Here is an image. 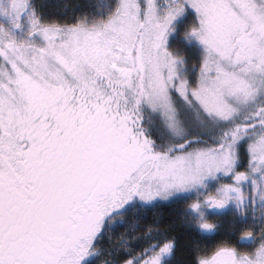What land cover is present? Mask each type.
I'll return each instance as SVG.
<instances>
[{
    "label": "rangeland",
    "instance_id": "374dc122",
    "mask_svg": "<svg viewBox=\"0 0 264 264\" xmlns=\"http://www.w3.org/2000/svg\"><path fill=\"white\" fill-rule=\"evenodd\" d=\"M71 85L74 93L113 98L121 88L131 105L138 96L175 136H193L195 127L214 135L211 128L264 108V0H120L111 18L90 28L45 25L31 0H0V223L16 219L19 233L31 234L28 219L64 217V226L34 245L0 232L5 264H87L99 255L93 247L98 232L115 229L111 215L120 208L131 212L184 198L193 200L189 212L201 234L224 236L236 227L241 236L238 248L221 249L201 264H264V130L247 135L236 129L219 149L130 155L128 164L119 151L99 150L107 165L87 162L82 169L23 135L43 137L47 116L70 145L77 131L88 132L71 127L64 107ZM241 148L248 156L244 172L237 171ZM53 156L57 163L48 162ZM7 194L9 202L1 201ZM19 202L30 206L25 214ZM122 229L120 239L143 231L135 224ZM72 231L77 234L68 243ZM140 241L126 248L124 264L171 261L173 243Z\"/></svg>",
    "mask_w": 264,
    "mask_h": 264
},
{
    "label": "trees",
    "instance_id": "16d2710c",
    "mask_svg": "<svg viewBox=\"0 0 264 264\" xmlns=\"http://www.w3.org/2000/svg\"><path fill=\"white\" fill-rule=\"evenodd\" d=\"M120 0H31V7L37 13L39 20L45 25H55L73 28L95 27L96 23L107 21L111 14L119 10ZM67 77V76H66ZM70 87L67 103L64 107L73 121L72 126H83L88 132L85 135L78 133V140L70 141L68 136L63 138V130L44 117L43 137L29 136V132H23L27 140L34 141V145H49L53 151H58L59 160H77L79 167L87 166L89 163L103 165L102 157L96 155L97 151L109 152L111 149L119 151L124 164L130 155H141L142 157H157L161 155L175 156L195 149L213 148L219 149L228 143L231 133H247L264 130V108L248 117L236 119L225 127L211 128V132L205 133L193 129V136L178 137L165 129L161 120L155 119L145 104L137 96L136 104L131 105L132 98L120 95L123 90H118L117 97L103 96L86 91L73 92ZM73 92V93H72ZM76 95L77 98H73ZM36 113L34 110H32ZM37 115V114H35ZM31 120V119H30ZM39 118L31 122L37 123ZM120 124L114 129L115 139L106 137V132L114 124ZM53 124L55 126H53ZM108 139L101 142L100 139ZM82 141L83 151L88 153L89 158H84L82 152H78L74 146ZM120 142V144H119ZM68 144V145H67ZM120 145L123 149H120ZM239 149L240 165L237 171L244 172L248 163L247 153L244 148ZM91 151V152H90ZM44 152V151H43ZM46 152V150H45ZM34 155L33 153H31ZM47 154H51L49 151ZM53 155V154H52ZM51 155V156H52ZM50 156V157H51ZM65 156V157H64ZM49 158V161L53 160ZM57 163V162H56ZM55 163V164H56ZM82 163H85L81 165ZM59 164V163H58ZM51 166V165H50ZM89 166V165H88ZM57 167V166H56ZM59 170V169H57ZM81 170V169H80ZM66 173V171H65ZM191 199L174 200L168 203H156L149 206H137L131 212L114 213L111 220L116 223L115 229L98 232L94 240V250L99 253L98 257L87 264H124L129 256L126 248L134 250L141 245L140 239H159L162 242L174 244V254L167 264H201L203 259L209 258L221 249H236L241 244V236L236 227L232 234L203 235L200 233L197 223L192 219L189 206ZM130 207V206H129ZM135 224L143 231L131 232L129 237L118 234L124 232L123 227ZM83 227V226H82ZM246 228V226L244 227ZM247 230V229H246ZM249 234L250 231H247ZM136 241V244L127 247L126 241ZM131 237V238H130ZM244 237V236H243ZM242 237V238H243ZM50 240V239H49ZM125 241V242H124ZM242 245V244H241ZM129 251V252H130Z\"/></svg>",
    "mask_w": 264,
    "mask_h": 264
},
{
    "label": "flooded vegetation",
    "instance_id": "af4514ba",
    "mask_svg": "<svg viewBox=\"0 0 264 264\" xmlns=\"http://www.w3.org/2000/svg\"><path fill=\"white\" fill-rule=\"evenodd\" d=\"M1 189L3 188V187H0ZM1 193H4V192H0V194ZM10 196H9V194H7L5 197H3L2 199H1V201H5L6 203L7 202H9V200H10ZM44 201H42V203H43ZM19 206H20V211L21 212H23V214H25V212L26 211H28L29 209H30V206H26V208H25V205L23 206L22 204L23 203H21V202H19ZM26 204V203H25ZM41 204V203H40ZM39 204V205H40ZM73 204V203H72ZM39 205H37L36 207L34 206L33 207V211H37V207L39 206ZM66 206H70V205H65L64 206V208H66ZM25 208V209H24ZM63 208V209H64ZM122 209H123V207L122 208H120V210L122 211ZM86 215H84L85 217V219L88 221L89 219H88V212H86L85 213ZM113 215V214H112ZM112 215H111V217H112ZM109 216V215H108ZM62 218H64V217H61V216H59V217H57L56 219H54V218H50L48 221H46V219H42L41 217H38V221L37 222H35L33 219H28V222H27V226H28V228L29 227H32L33 226V228L31 229V231H32V233L30 234L29 232H25V233H23V234H21V233H19V230H20V228H21V224H19L18 222H17V220L16 219H10V218H8V219H6L5 220V225L3 224V223H0V232H6V233H4V234H6V236L7 237H10V238H12V239H15L16 237H17V240H18V243H20V242H23L24 240L26 241V240H28L29 242H31V244H33L34 245V243L36 242H38V243H42L41 242V240L43 239V234L45 233L46 235H51L53 232H55L53 229H54V226H64V223L63 222H60L59 220H61ZM3 218H1V215H0V220H2ZM111 221V220H110ZM84 222H85V220H84ZM89 222V221H88ZM80 224V223H79ZM85 224V223H84ZM83 227H85V225H83ZM83 227H81V228H79V225H78V228H79V230H82L83 229ZM23 230V229H22ZM21 231V230H20ZM83 233H84V231H83ZM77 234V232H71V233H69V236H70V239H69V241H68V243L69 242H71V239L74 237V235H76ZM1 235V234H0ZM3 235V234H2ZM50 242H51V239L49 240ZM49 246V245H48ZM47 248H49V247H47ZM2 251V249L0 250V252ZM0 260L2 261V263L1 264H5V262L6 263H8L9 262V260H6V259H4L3 257H0Z\"/></svg>",
    "mask_w": 264,
    "mask_h": 264
}]
</instances>
